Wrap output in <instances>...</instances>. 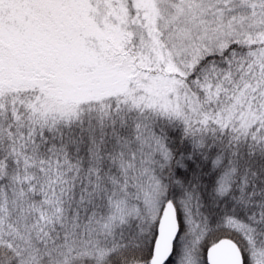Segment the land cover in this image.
I'll use <instances>...</instances> for the list:
<instances>
[{
    "label": "snow or ice",
    "instance_id": "snow-or-ice-1",
    "mask_svg": "<svg viewBox=\"0 0 264 264\" xmlns=\"http://www.w3.org/2000/svg\"><path fill=\"white\" fill-rule=\"evenodd\" d=\"M0 264H264V0H0Z\"/></svg>",
    "mask_w": 264,
    "mask_h": 264
}]
</instances>
